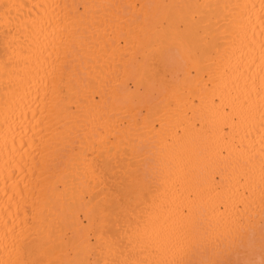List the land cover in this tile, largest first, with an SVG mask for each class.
Returning a JSON list of instances; mask_svg holds the SVG:
<instances>
[{"label":"bare ground","instance_id":"6f19581e","mask_svg":"<svg viewBox=\"0 0 264 264\" xmlns=\"http://www.w3.org/2000/svg\"><path fill=\"white\" fill-rule=\"evenodd\" d=\"M0 264H264V0H0Z\"/></svg>","mask_w":264,"mask_h":264}]
</instances>
